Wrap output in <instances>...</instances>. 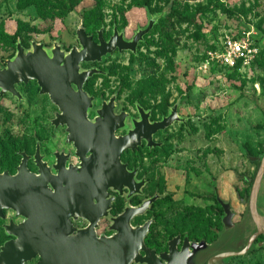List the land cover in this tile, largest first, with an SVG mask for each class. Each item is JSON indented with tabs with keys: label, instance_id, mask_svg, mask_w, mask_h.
<instances>
[{
	"label": "rangeland",
	"instance_id": "1",
	"mask_svg": "<svg viewBox=\"0 0 264 264\" xmlns=\"http://www.w3.org/2000/svg\"><path fill=\"white\" fill-rule=\"evenodd\" d=\"M28 2L23 7L20 0H0V70L14 57L18 42L25 51L40 44L47 52L56 45L68 53L73 47L80 49L78 29L95 37L102 29L105 41L116 29L125 41H131L148 26L149 17L155 18L135 53L115 50L99 62L80 65L81 71H98L84 89L92 98L90 121L111 99L115 114L128 115L127 129L139 119L138 108L149 114L150 122H157L176 106L179 118L153 135L157 147L148 148L142 142L137 150L121 155L122 163L136 171V181L144 186L130 199L127 191L122 195L108 191L113 201L108 216L98 223L97 234H111V220L126 204L135 206L158 196L147 213L131 221L136 227L154 218L144 241L148 249L157 253L180 236L217 242L218 235L213 233L219 227L222 232V226L218 206L210 200L217 194L231 206L234 224L248 220V237L256 224L250 218L253 185L249 188L238 176L250 177L253 172L245 146L256 150V144L264 143V130L257 128L264 122V0H146L143 7L135 6L133 0ZM171 11L194 14L195 21L178 22ZM230 41H244L251 50L233 68L212 58ZM16 92L19 98L10 93L0 96V171L12 175L21 155L32 158L37 150L49 167L55 164L56 154L69 156L70 164L77 166L65 127L52 125L59 112L40 94L36 82L16 86ZM127 129L116 135H124ZM28 169L34 173V163ZM263 196L264 173L257 191L260 209H264ZM0 221L3 244L11 237L2 226L22 219L4 211ZM76 223V228L83 226L82 220ZM227 244L219 243L224 248ZM229 264H264V248L233 258Z\"/></svg>",
	"mask_w": 264,
	"mask_h": 264
},
{
	"label": "water",
	"instance_id": "2",
	"mask_svg": "<svg viewBox=\"0 0 264 264\" xmlns=\"http://www.w3.org/2000/svg\"><path fill=\"white\" fill-rule=\"evenodd\" d=\"M148 20V26L131 41H125L116 29L105 41L101 29L94 43L84 29H78L80 49L73 47L68 53L56 45L47 52L40 44H32L25 51L16 43L14 57L0 70V96L10 93L19 98L15 85L36 81L40 94L48 95L58 108L52 125L66 127V141L75 148L79 163L66 166L67 156L57 154L55 165L49 167L37 150L32 158L21 155L15 174L0 173V219L4 220V211L22 219L19 224L10 221L2 226L11 239L0 246V264H26L35 259V264H229L233 258L264 248V242H257L264 234V209L257 207L264 156L253 182L250 218L256 224L248 237H245L248 220L244 218L240 224H234L231 206L217 194L214 198L222 208V232L214 231L217 242L184 239L180 243V238L175 237L168 243L166 253L148 249L144 241L153 218L136 227L131 221L147 213L158 196L137 206L126 204L122 213L111 220L108 228L111 234H97L98 223L108 216L113 201L108 191L120 195L127 191L126 198L130 199L144 186L143 181H136V171H129L122 163L121 155L137 150L142 142L148 148L157 147L153 135L179 118L176 106L157 122H150L149 114L138 108L139 119L127 129L128 115L115 114L111 99L102 104L97 117L90 121L92 98L84 91V85L98 71H81L80 65L99 62L115 50L135 53L138 42L155 23V18ZM125 129L124 135L116 136L117 131ZM28 159L33 160L36 173L28 170ZM261 202L264 203V196ZM78 220L85 221L87 226L76 228L73 222ZM222 241L228 243L225 248L219 245Z\"/></svg>",
	"mask_w": 264,
	"mask_h": 264
},
{
	"label": "trees",
	"instance_id": "3",
	"mask_svg": "<svg viewBox=\"0 0 264 264\" xmlns=\"http://www.w3.org/2000/svg\"><path fill=\"white\" fill-rule=\"evenodd\" d=\"M133 2H134V5L137 7H143V6L147 5L146 0H143L141 2H138L137 0H133ZM28 3H29L28 0H20L19 6L20 5L23 7L28 6L29 5ZM170 16L175 18L178 22H182V23H193L195 21V15L194 14L178 13L175 11H171ZM87 34L89 35V33H87ZM16 38H17V33H15L14 36L10 37L11 44L15 43ZM93 40L94 41L96 40L95 36H93ZM257 128H261L264 130V122L261 126H257ZM254 149H256V150H252L248 146H245L246 160L248 161V163L253 168V172H252L251 176L250 177H246L245 175L238 176V180H240L242 183L248 185L249 188H251V186L253 185V182H254V180L257 176V173H258L261 158L264 156V143L263 144H256V147ZM215 195L216 194H214L213 197L210 198V200L215 202V198H214ZM237 195L239 197V194H237ZM240 201L242 202L241 198H240ZM217 214H218V217L221 214V208L219 206H218ZM0 225H1V221H0ZM219 229H220V227L218 228V230ZM257 242H264V235L259 237L257 239ZM1 245H2V241L0 242V246Z\"/></svg>",
	"mask_w": 264,
	"mask_h": 264
},
{
	"label": "built area",
	"instance_id": "4",
	"mask_svg": "<svg viewBox=\"0 0 264 264\" xmlns=\"http://www.w3.org/2000/svg\"><path fill=\"white\" fill-rule=\"evenodd\" d=\"M251 54L249 46L244 41H230L224 44L223 52L212 56L218 64L224 67L233 68L242 58Z\"/></svg>",
	"mask_w": 264,
	"mask_h": 264
},
{
	"label": "flooded vegetation",
	"instance_id": "5",
	"mask_svg": "<svg viewBox=\"0 0 264 264\" xmlns=\"http://www.w3.org/2000/svg\"><path fill=\"white\" fill-rule=\"evenodd\" d=\"M86 34H87V32H86ZM88 35V34H87ZM88 36H90V35H88ZM92 37V40H93V36H91ZM93 42L94 43H97V37H96V40L94 41L93 40ZM30 82H32V81H29L28 83H30ZM33 82H36V81H33ZM28 83H26V84H28ZM26 84H23V83H21V84H18V85H15V91H16V86H20V85H26ZM36 84H37V82H36ZM39 87V86H38ZM84 89H85V85H84ZM39 90H40V88H39ZM45 96H47L48 97V99H49V96L48 95H45ZM50 100V99H49ZM52 103V102H51ZM55 106V105H54ZM56 107V106H55ZM57 108V107H56ZM57 110H58V108H57ZM58 112H59V110H58ZM65 130H66V127H65ZM117 136V135H116ZM72 146L73 147V145L72 144H69V146ZM74 148V147H73ZM74 150H75V148H74ZM57 155V154H56ZM60 155H62V156H66V155H64V154H60ZM27 156V155H26ZM41 156V155H40ZM29 157V156H28ZM55 157V156H54ZM30 158V157H29ZM70 157L69 156H67V161H66V166H68V165H71L70 163ZM42 161L44 162V163H46L44 160H43V158H42ZM33 163V160L32 159H28V161H27V168H28V164L29 163ZM55 163H56V157H55ZM20 164V163H19ZM47 164V163H46ZM76 164V163H75ZM55 165V164H54ZM48 166V165H47ZM29 170V169H28ZM5 171V170H4ZM3 171V172H4ZM30 171V170H29ZM37 171V169L35 170V172ZM2 171H0V173H3ZM34 172V173H35ZM16 173V170H15V172L13 173V174H15ZM52 173L53 174H56V172L54 171V170H52ZM12 174V175H13ZM214 195V194H213ZM213 195L211 196V198L213 197ZM214 202V201H213ZM216 202V203H215ZM215 204L217 205V206H219L220 207V205L217 203V201H216V199H215ZM229 204V203H228ZM138 205V204H137ZM137 205H135V206H137ZM221 208V207H220ZM232 211V210H231ZM216 212H218L217 210H216ZM221 213H222V208H221ZM221 215V214H220ZM220 215H219V218H220ZM154 219V218H153ZM80 222V221H79ZM82 222H83V226L81 227V228H84V227H86L87 226V223L85 222V221H83L82 220ZM78 223V222H77ZM76 222L74 223L73 222V225H75V224H77ZM217 231H219L218 229H216ZM98 235H100V234H98ZM101 235H104V234H101ZM109 235V234H108ZM213 235H215V232L213 233ZM184 239H188V241H193L192 239H189V238H187L186 236H180V243H182L183 242V240ZM214 240V238L213 239H211V240H209V241H206L207 243H210L211 241H213ZM180 247V246H179ZM178 247V248H179ZM150 249H152V248H150ZM168 251V245L166 246V248L164 249V250H160V251H157V253L158 254H161V253H165V252H167Z\"/></svg>",
	"mask_w": 264,
	"mask_h": 264
}]
</instances>
